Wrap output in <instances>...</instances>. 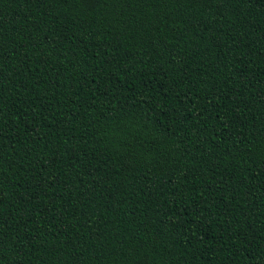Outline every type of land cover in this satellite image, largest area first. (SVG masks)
I'll return each mask as SVG.
<instances>
[{"label":"trees","instance_id":"obj_1","mask_svg":"<svg viewBox=\"0 0 264 264\" xmlns=\"http://www.w3.org/2000/svg\"><path fill=\"white\" fill-rule=\"evenodd\" d=\"M0 264H264V0H0Z\"/></svg>","mask_w":264,"mask_h":264}]
</instances>
